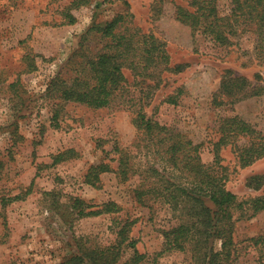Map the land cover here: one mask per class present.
<instances>
[{
    "label": "rangeland",
    "instance_id": "374dc122",
    "mask_svg": "<svg viewBox=\"0 0 264 264\" xmlns=\"http://www.w3.org/2000/svg\"><path fill=\"white\" fill-rule=\"evenodd\" d=\"M97 1L75 9L70 7L75 0H0V264H63L80 241L89 250L115 243L117 224L124 222L132 223L129 236L148 260L162 250L163 232L186 220L183 198L177 207L153 200L140 204L135 190L144 182L153 184L145 175L129 174L121 181L113 172L104 173L98 190L83 182L91 165L102 162L115 169L122 153L138 171L161 170L156 140L133 124L139 113L200 144L206 165L213 161L222 118L237 116L264 137V65L254 51L253 27L222 47L193 35L176 19V7H187L190 0H113L96 10ZM230 1L217 0L221 14L228 13ZM67 8L76 21L58 26ZM128 12L133 27L164 44L170 72L158 64L160 79L153 80L125 69V89L106 108L61 100L49 85L53 78L86 77L85 59L103 46L100 34L87 33L91 25ZM28 53L36 56L31 72ZM15 80L14 91L8 85ZM70 150L75 155L52 164L53 157ZM220 155L228 191L238 200L264 197V157L242 168L229 146ZM18 194L25 198L4 202ZM69 197L94 205L113 201L120 212L76 218L68 213ZM232 239L228 264H264V210L236 221ZM220 246L218 237L209 238V248L218 252ZM129 254L122 251V260ZM196 257L188 247L163 254L157 264H197Z\"/></svg>",
    "mask_w": 264,
    "mask_h": 264
},
{
    "label": "trees",
    "instance_id": "16d2710c",
    "mask_svg": "<svg viewBox=\"0 0 264 264\" xmlns=\"http://www.w3.org/2000/svg\"><path fill=\"white\" fill-rule=\"evenodd\" d=\"M112 2L113 0H99L94 7L98 10ZM91 3V0H75L70 7L77 9ZM125 5L128 6L127 3ZM188 5L176 7V19L188 26L193 35L200 34L216 45L230 46L232 38L241 35L249 29L247 27H253L251 31L256 35L254 51L257 60L264 65V0H231L230 9L224 15L219 11L217 0H190ZM68 9L62 13L64 20L58 26L66 22L70 25L75 23L76 20ZM155 9L154 12L157 11ZM131 19L132 15L128 12L91 25L87 33L95 31L100 34L104 40L103 46L95 56L85 59L86 77L78 75L71 82H58V78H53L49 85L55 87L57 93L60 92L61 100L84 104L94 109L106 108L125 89V69L136 78L153 80L160 79V76L155 77L158 64L165 65L163 71L170 72V57L164 44L152 33H143L139 28L133 27ZM34 58L36 56L30 53L25 56L27 72L36 70ZM3 79L0 72V86ZM18 85L19 81L15 80L8 86L15 91ZM133 124L143 135L156 140L154 146L162 150L158 153L161 165L164 163V166L160 165L163 171L155 166L138 171L128 161V156L122 153L115 169L108 163L91 165L83 177L84 184L98 190L101 188L100 176L110 172L115 173L121 181H127L129 174L145 175L153 179V184L146 185L144 182L135 190L137 201L142 205H147L150 200L160 201L177 207L181 197L186 201L183 208L186 210V220L163 232V248L153 254L150 260L149 255L138 251L136 241L129 236L132 223L124 222L117 224L119 231L115 243L89 250L80 241L77 251H73L63 264H157V259L163 254L184 252L188 247L197 255V264L198 261L200 264H228L232 257L235 222L263 211L264 197L238 200L235 194L226 189L227 168L222 164L221 150L229 146L236 155L238 164L245 168L264 157V137L237 116L222 118L218 128L219 138L212 144L213 161L206 165L200 156V144H194L185 135L160 125L143 113L133 118ZM73 154L72 150L60 153L53 157L52 164H58ZM31 188L32 184L25 196L32 192ZM47 195L54 199L53 193ZM25 196L18 194L4 202L23 200ZM67 201L65 204L68 213L76 218L120 212V207L113 201L98 205L74 197H69ZM51 209L54 212V208ZM234 213H238L237 216ZM210 237L219 238L220 251L215 252L212 247H208ZM124 250L130 251L126 260L121 258Z\"/></svg>",
    "mask_w": 264,
    "mask_h": 264
}]
</instances>
